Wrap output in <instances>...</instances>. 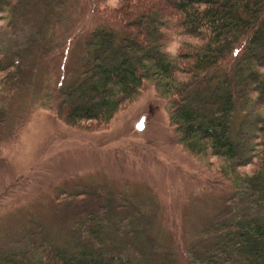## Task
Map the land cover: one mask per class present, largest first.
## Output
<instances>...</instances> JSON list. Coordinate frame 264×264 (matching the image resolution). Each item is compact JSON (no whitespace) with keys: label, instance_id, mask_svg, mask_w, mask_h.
Instances as JSON below:
<instances>
[{"label":"trees","instance_id":"1","mask_svg":"<svg viewBox=\"0 0 264 264\" xmlns=\"http://www.w3.org/2000/svg\"><path fill=\"white\" fill-rule=\"evenodd\" d=\"M72 1L0 0V36L11 35L0 50L5 96L13 93L27 53L45 46L48 26L30 25L32 13L41 9L56 19ZM88 1L103 25L86 38L81 70L62 90L55 116L71 126L107 124L149 82L168 100L177 142L219 161L232 198L264 208V0ZM17 31L25 39L15 42ZM174 37L180 42L171 53L166 47ZM2 103L0 147L10 138ZM103 222L100 211L86 216L81 236L87 242L78 247L44 242L0 253V264H140L104 244ZM204 234L188 248V264H264V209Z\"/></svg>","mask_w":264,"mask_h":264},{"label":"rangeland","instance_id":"2","mask_svg":"<svg viewBox=\"0 0 264 264\" xmlns=\"http://www.w3.org/2000/svg\"><path fill=\"white\" fill-rule=\"evenodd\" d=\"M48 15L40 9L29 23L48 26L43 50L27 53L10 96L0 90L10 137L0 147V253L44 242L78 247L87 242L83 220L100 211L104 244L140 264H188V248L214 224L263 211L232 198L217 159L177 142L168 100L149 82L107 124L59 120L53 108L81 70L86 38L103 21L88 0L69 2L56 19ZM16 34L15 42L25 39ZM10 36L2 33L0 50ZM179 42L172 38L166 49L174 53Z\"/></svg>","mask_w":264,"mask_h":264},{"label":"water","instance_id":"3","mask_svg":"<svg viewBox=\"0 0 264 264\" xmlns=\"http://www.w3.org/2000/svg\"><path fill=\"white\" fill-rule=\"evenodd\" d=\"M143 120L144 117H141L140 120L136 123L135 125L136 129L141 130L143 128Z\"/></svg>","mask_w":264,"mask_h":264}]
</instances>
